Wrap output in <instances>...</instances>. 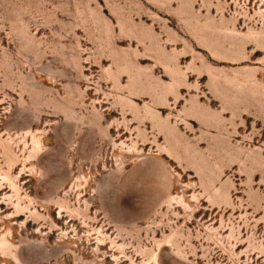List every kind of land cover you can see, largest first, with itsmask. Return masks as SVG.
I'll return each mask as SVG.
<instances>
[{"label":"rangeland","instance_id":"1","mask_svg":"<svg viewBox=\"0 0 264 264\" xmlns=\"http://www.w3.org/2000/svg\"><path fill=\"white\" fill-rule=\"evenodd\" d=\"M0 264H264V0H0Z\"/></svg>","mask_w":264,"mask_h":264},{"label":"bare ground","instance_id":"2","mask_svg":"<svg viewBox=\"0 0 264 264\" xmlns=\"http://www.w3.org/2000/svg\"><path fill=\"white\" fill-rule=\"evenodd\" d=\"M2 245H4V243H1Z\"/></svg>","mask_w":264,"mask_h":264}]
</instances>
